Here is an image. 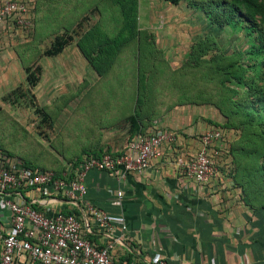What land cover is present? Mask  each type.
Segmentation results:
<instances>
[{"label":"rangeland","instance_id":"obj_1","mask_svg":"<svg viewBox=\"0 0 264 264\" xmlns=\"http://www.w3.org/2000/svg\"><path fill=\"white\" fill-rule=\"evenodd\" d=\"M89 1L58 0L57 14L14 24L0 52L4 157L63 175L126 145V108L141 126L163 113L218 127L252 108L261 121L244 145L264 140V0Z\"/></svg>","mask_w":264,"mask_h":264},{"label":"crops","instance_id":"obj_2","mask_svg":"<svg viewBox=\"0 0 264 264\" xmlns=\"http://www.w3.org/2000/svg\"><path fill=\"white\" fill-rule=\"evenodd\" d=\"M87 1L70 0V4H92ZM25 2L27 24L29 20L43 21L59 11L58 0ZM13 27L12 22L0 25V52L8 51L15 43ZM127 112V116L132 115ZM161 115V119L144 122L140 130L149 131L156 125L175 132L177 137L174 144L163 146L161 158L150 168L124 177L94 170L85 175L86 200L125 225L124 236L119 238L117 229L112 234L118 238L113 243L112 256L137 263L161 259L167 264H264V189L254 182L256 175L242 173L240 167L244 159L239 156V149L246 148L243 136L247 131L223 132L215 173L207 182L197 183L177 170L175 160H188L200 146L199 134L219 128L218 125L192 123L189 117L182 125ZM125 146L111 143L90 154L105 149L118 154ZM117 191L121 193L119 198ZM24 195L47 216L59 211L78 213L69 201L58 196L41 195L34 190ZM7 216L0 208L3 229L7 228ZM90 239L98 245L109 241L97 235Z\"/></svg>","mask_w":264,"mask_h":264},{"label":"built area","instance_id":"obj_3","mask_svg":"<svg viewBox=\"0 0 264 264\" xmlns=\"http://www.w3.org/2000/svg\"><path fill=\"white\" fill-rule=\"evenodd\" d=\"M26 10L25 0H0V25H23ZM176 137L175 132L154 125L131 135L118 154L106 150L87 154L75 170L59 176L13 164L0 152V208L8 215L7 228L0 227V264H167L161 259L137 263L112 256L113 243L118 241L112 234L117 229L119 238L124 236L125 225L86 200L84 178L91 170L119 177L140 174L161 158L163 146L174 144ZM222 138L221 128L199 134L198 150L186 161L178 157L177 170L194 182H207L215 173ZM30 190L67 200L78 213L59 211L47 216L35 201H27L24 193ZM116 196L121 193L117 191ZM96 235L109 241L98 245L90 239Z\"/></svg>","mask_w":264,"mask_h":264},{"label":"trees","instance_id":"obj_4","mask_svg":"<svg viewBox=\"0 0 264 264\" xmlns=\"http://www.w3.org/2000/svg\"><path fill=\"white\" fill-rule=\"evenodd\" d=\"M120 3V1H118ZM124 3V2H122ZM121 3V4H122ZM120 4V5H121ZM126 16V15H125ZM126 18H129L126 16ZM234 64H229L228 68L232 69ZM200 65H198V68ZM217 69V68H215ZM214 76V75H213ZM202 78V77H201ZM238 79V78H237ZM251 86H249V89ZM248 90V88L246 89ZM249 92V90H248ZM251 93V92H249ZM237 116L236 122L234 121H225L224 124L219 125V128H225V129H238L239 126H241V131L244 133L245 131L248 130L247 126H250L253 122L254 123H259L261 119L258 121V118H261V115L257 113V111H254L252 108L246 109V110H241V112H234L232 116ZM129 125L131 128V135L142 131L140 130V121L136 120L134 116L129 117ZM254 124V125H257ZM260 125V124H259ZM244 135L243 137H245ZM259 142L256 145V148H247L248 146H243L246 147L244 149H239V156H241L244 159V162L240 164L241 166V172L242 173H248V174H253L256 175L258 178L255 183H257L258 188L262 187L264 189V140L261 138L259 139ZM260 147L262 149L258 150L257 147ZM95 155V154H94ZM28 166V165H26ZM30 167V166H28ZM56 176H59V174H56Z\"/></svg>","mask_w":264,"mask_h":264}]
</instances>
